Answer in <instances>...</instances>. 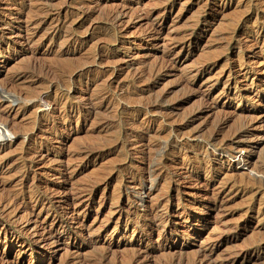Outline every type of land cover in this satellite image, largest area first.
<instances>
[{
	"label": "rangeland",
	"instance_id": "1",
	"mask_svg": "<svg viewBox=\"0 0 264 264\" xmlns=\"http://www.w3.org/2000/svg\"><path fill=\"white\" fill-rule=\"evenodd\" d=\"M263 29L264 0H0V264H264Z\"/></svg>",
	"mask_w": 264,
	"mask_h": 264
},
{
	"label": "bare ground",
	"instance_id": "2",
	"mask_svg": "<svg viewBox=\"0 0 264 264\" xmlns=\"http://www.w3.org/2000/svg\"><path fill=\"white\" fill-rule=\"evenodd\" d=\"M246 5H247V4H246ZM249 7H250V6H249ZM263 30H264V29H263ZM253 32H254V30H253ZM263 32H264V31H263ZM261 34H262V33H261ZM261 34H260V35H261ZM262 35H264V34H262ZM262 38L264 39V36H263ZM13 93H14V92H13ZM8 95H9V94H8ZM202 104H203V103H202ZM203 105H204V104H203ZM76 111H77V110H76ZM69 112H70V111H69ZM195 115H196V114H195ZM242 125H243V124H242ZM6 129H7V128H6ZM240 129H241V128H240ZM242 129H243V128H242ZM245 129H246V128H245ZM1 130H2V129H1ZM1 132H2V131H1ZM4 132H5V131H4ZM4 132H3V134H4ZM7 132H8V131H7ZM7 132H6V133H7ZM239 132H240V131H239ZM0 136H1V135H0ZM0 138H1V137H0ZM240 138H241V137H240ZM239 140H240V139H239ZM234 142H235V141H234ZM221 149H222V147H221ZM244 150H245V149H244ZM244 150H242V151H244ZM225 152H226V151H225ZM245 152H248V151H245ZM221 153H223V152H221ZM250 153H251V152H250ZM250 153H249V154H250ZM228 155H229L230 157H232V158H237L238 161H245V163H248V162H249V158H250V155L246 156L247 160H246L244 157H241L239 151H235V152L233 151L232 154H228ZM228 155H227V156H228ZM246 155H247V154H246ZM248 164H249V163H248ZM160 165H161V164H160ZM209 168H210V166H209ZM263 168H264V167H263ZM205 170H206V169H205ZM206 171H207V170H206ZM207 172H208V171H207ZM251 172H252V171H251ZM151 174H152V173H151ZM243 174L245 175V173H243ZM148 175H149V174H148ZM238 175L241 176L242 174L235 173V172H231L230 175L227 174L228 177H232V178H233V177L235 178V177L238 176ZM242 176H243V175H242ZM245 176H246V175H245ZM151 178H152V177H151ZM228 179H230V178H228ZM242 180H244V179L242 178ZM260 183H261V182H260ZM248 184H249V183H248ZM255 184H257V182H255ZM260 185H261V184H260ZM257 186H259V185H257ZM251 188H252V187H251ZM257 188H258V187H257ZM257 188L255 187V188H253V190H255V189H257ZM261 189H262V187H261L259 190H261ZM253 190H252V191H253ZM257 191H258V190H256V193H257ZM261 193H262V192H261ZM138 196H139V195H138ZM138 198L140 199V201H143V200H142V197L139 196ZM146 217H147V216H146ZM153 217H154V216H153ZM156 218H157V217H156ZM154 219H155V218H154ZM150 220H151V219H150ZM156 220H157V219H156ZM136 221H137V220H136ZM143 221H144V220H143ZM160 225H161V224H160ZM81 227H82V226H81ZM83 227H84V226H83Z\"/></svg>",
	"mask_w": 264,
	"mask_h": 264
}]
</instances>
